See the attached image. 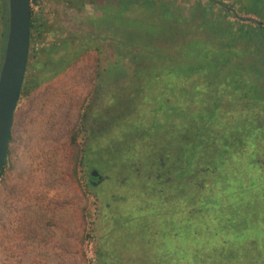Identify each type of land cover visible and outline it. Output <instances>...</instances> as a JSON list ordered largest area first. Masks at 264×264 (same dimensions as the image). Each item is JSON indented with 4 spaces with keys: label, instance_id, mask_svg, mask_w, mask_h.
<instances>
[{
    "label": "trees",
    "instance_id": "trees-1",
    "mask_svg": "<svg viewBox=\"0 0 264 264\" xmlns=\"http://www.w3.org/2000/svg\"><path fill=\"white\" fill-rule=\"evenodd\" d=\"M119 6L108 13L102 31L117 41L110 71L123 73L120 107L134 110L144 91L163 89L170 74L186 87L190 81L194 95L177 105L160 89L162 99L154 109L159 121L146 130L133 117L122 122L123 135L113 142L114 159L119 169L130 170L131 159H119V153H140L137 160L149 182L143 191L152 199L115 230L137 233L140 243L133 238V245L155 249L141 264H264V116L250 115L255 108L264 110V29L242 24L234 30L229 21L221 26L219 20L207 19L204 8V42L198 36L189 40L187 20L169 5L119 0ZM39 19L32 7L31 43L39 41ZM8 20V0H0V69ZM239 38L248 40L238 43ZM66 43L59 50L61 70L82 51ZM57 45L31 50L22 94L44 79L36 68L44 63L45 50L52 54ZM50 77L46 73L45 79ZM203 83L200 91L197 86ZM91 176L96 189L99 177ZM108 208L102 204L97 213L101 222ZM98 254L100 264L110 259L107 249Z\"/></svg>",
    "mask_w": 264,
    "mask_h": 264
},
{
    "label": "rangeland",
    "instance_id": "rangeland-1",
    "mask_svg": "<svg viewBox=\"0 0 264 264\" xmlns=\"http://www.w3.org/2000/svg\"><path fill=\"white\" fill-rule=\"evenodd\" d=\"M153 1L171 6L187 20L189 40L198 36L203 41L207 34L204 8L208 20H219L221 26L230 20L234 30L241 24L234 13L254 16L247 12L253 0H221L222 8L212 0ZM32 7L43 25L31 50L53 42L58 45L52 54L45 50V61L36 68L44 79L46 73L52 77L36 86L32 83L21 94L15 112L0 177V264H100L102 248L110 253L104 264H141L144 255L155 249L133 245L130 239L140 243L139 235L115 227L152 199L143 191L149 183L148 172L140 167L136 149L119 153L131 159L130 170L119 169L113 142L122 137V122L127 118L133 117L142 130L159 121L154 109L162 90L181 105L194 95V86L188 81L190 87H186L181 79L176 81V74H170L163 89H147L134 110L123 109L117 101L125 85L123 73L110 71L117 60V41L102 31L108 13L119 10V0H34ZM65 41L82 51L61 70L59 50ZM197 87L203 91L205 86ZM258 109L250 111L255 119L261 112L264 116V110ZM93 169L103 176L96 189L88 181ZM102 204L112 208L106 209L101 222L97 213Z\"/></svg>",
    "mask_w": 264,
    "mask_h": 264
},
{
    "label": "water",
    "instance_id": "water-1",
    "mask_svg": "<svg viewBox=\"0 0 264 264\" xmlns=\"http://www.w3.org/2000/svg\"><path fill=\"white\" fill-rule=\"evenodd\" d=\"M8 34L0 69V177L5 168L15 112L22 94L31 46L32 0H8ZM99 177L96 169L91 171Z\"/></svg>",
    "mask_w": 264,
    "mask_h": 264
},
{
    "label": "flooded vegetation",
    "instance_id": "flooded-vegetation-1",
    "mask_svg": "<svg viewBox=\"0 0 264 264\" xmlns=\"http://www.w3.org/2000/svg\"><path fill=\"white\" fill-rule=\"evenodd\" d=\"M215 1L217 3H219L220 8H222V5L224 2L221 0H219V1L215 0ZM32 2H34V1L32 0ZM247 12H249V14L254 15V16H248V15L241 16L237 12L234 13L236 15V17L241 21L240 22L241 24L239 26H241L242 24H247L248 26L251 27V29H257L259 27L264 29V0H259V1L253 0V2L251 3V6H250V8H248ZM228 21L230 22V20H228ZM31 46H32V43H31ZM31 46H30V52H31ZM29 58H30V54H29ZM101 177L103 179L102 174H101ZM88 181L91 183H96L95 182L96 180H94L93 177L91 176V172L88 175Z\"/></svg>",
    "mask_w": 264,
    "mask_h": 264
}]
</instances>
